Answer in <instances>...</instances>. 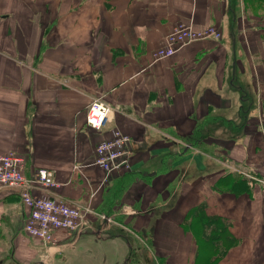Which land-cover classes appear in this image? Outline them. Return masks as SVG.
Segmentation results:
<instances>
[{"label": "crops", "instance_id": "1", "mask_svg": "<svg viewBox=\"0 0 264 264\" xmlns=\"http://www.w3.org/2000/svg\"><path fill=\"white\" fill-rule=\"evenodd\" d=\"M178 22L221 36L153 61ZM95 98L114 107L100 129L85 122ZM115 127L130 136V169L101 185L95 146ZM7 150L25 173L48 168L56 184L33 192L77 205L86 227L29 236L0 186V264H205L184 224L199 204L237 238L217 264H264V185L245 175L264 177V0H0Z\"/></svg>", "mask_w": 264, "mask_h": 264}, {"label": "built area", "instance_id": "2", "mask_svg": "<svg viewBox=\"0 0 264 264\" xmlns=\"http://www.w3.org/2000/svg\"><path fill=\"white\" fill-rule=\"evenodd\" d=\"M221 32L212 25L193 28L191 24L178 22L165 34L160 44L153 51V61L172 56L188 43L207 37L219 38ZM114 107L99 98L93 99L86 107L85 122L94 129H100L110 118ZM130 136L119 128H112L109 137L102 139L95 146L93 163L102 171V185L114 170L130 169L127 158V146ZM25 157L13 150L0 152V186H6L16 192L25 209L23 231L45 243L54 240L55 230L80 233L85 227L84 211L77 205L52 197L36 195V187L55 185L52 172L48 168H36L25 173ZM247 177L257 179L264 184V178H255L250 173ZM103 221L110 216L101 215Z\"/></svg>", "mask_w": 264, "mask_h": 264}, {"label": "trees", "instance_id": "3", "mask_svg": "<svg viewBox=\"0 0 264 264\" xmlns=\"http://www.w3.org/2000/svg\"><path fill=\"white\" fill-rule=\"evenodd\" d=\"M186 218L184 224L193 232L198 253L199 250L202 251V258L206 255L203 259L205 264H217L218 258L227 247L237 241L229 229V219L220 215L207 214L204 204L196 205L189 210Z\"/></svg>", "mask_w": 264, "mask_h": 264}, {"label": "rangeland", "instance_id": "4", "mask_svg": "<svg viewBox=\"0 0 264 264\" xmlns=\"http://www.w3.org/2000/svg\"><path fill=\"white\" fill-rule=\"evenodd\" d=\"M192 26V25H191ZM193 27V26H192ZM194 28V27H193ZM247 173V172H246ZM251 174V173H250ZM254 176V175H253ZM255 178H258V176L256 177L255 176ZM259 178H264V177H260L259 176ZM252 179H254V178H252ZM256 180V179H255ZM258 181V180H257ZM259 182V181H258ZM264 185V184H263ZM104 245V249L105 250H107L108 251V253L110 254V253H112V252H114V251H119L118 250V248H117V244L116 243H113V242H110V241H104V243H103ZM95 251L97 252V251H99L97 248H95ZM95 259V260H94ZM94 259H92V261L90 262V261H88V260H86V259H84V258H81L78 262H77V264H101L102 263V256H99V257H95ZM159 261H160V259H158Z\"/></svg>", "mask_w": 264, "mask_h": 264}]
</instances>
